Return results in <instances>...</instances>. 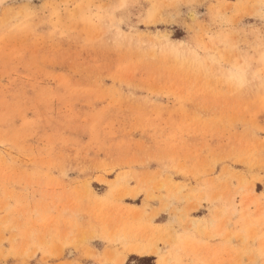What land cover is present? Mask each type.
I'll use <instances>...</instances> for the list:
<instances>
[{"label":"rangeland","instance_id":"rangeland-1","mask_svg":"<svg viewBox=\"0 0 264 264\" xmlns=\"http://www.w3.org/2000/svg\"><path fill=\"white\" fill-rule=\"evenodd\" d=\"M0 264H264V0H0Z\"/></svg>","mask_w":264,"mask_h":264}]
</instances>
